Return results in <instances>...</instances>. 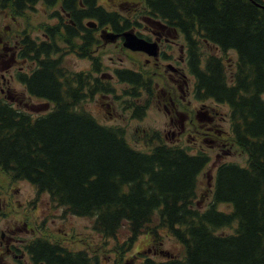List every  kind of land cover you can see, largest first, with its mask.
I'll list each match as a JSON object with an SVG mask.
<instances>
[{"label":"trees","instance_id":"obj_1","mask_svg":"<svg viewBox=\"0 0 264 264\" xmlns=\"http://www.w3.org/2000/svg\"><path fill=\"white\" fill-rule=\"evenodd\" d=\"M139 1L144 7L139 12L168 23L182 36L195 99L228 106L229 144L246 154V163H221L210 192L201 197L210 196L211 201L198 208L197 179L209 156L167 144L156 131L148 137L153 145L149 151L134 148L121 128L100 123L81 107L90 98L84 87L92 76L71 72L61 62L65 46L89 58L92 71L99 72L101 60L92 50L98 42L95 29L85 27L84 19L123 31L137 23V14L125 17L99 0H0V13L22 17L42 2L54 8L51 16L58 19L53 25H39L40 41L25 30L18 33V56L33 62L28 73L17 72L18 81L29 96L52 107L33 116L0 93V169L46 192L69 213L94 217V229L105 238L116 237L126 225L129 234L120 245L122 254L143 233L150 244H157L159 229L183 248L181 256L160 261L144 257L139 264H264V0ZM201 44L223 53L234 51V71L229 75L222 57L205 55ZM141 72L149 74L143 67ZM117 74L133 85L124 103L140 119L158 95L154 79L127 69ZM96 86V91H110L106 82ZM139 87H144L145 99L140 100ZM226 135L219 137L226 140ZM219 203L231 209L220 211ZM156 214L157 223L151 227ZM234 224L232 233H218ZM33 246V260L48 264L51 245L31 241L29 252ZM56 256L53 264H90L78 253Z\"/></svg>","mask_w":264,"mask_h":264},{"label":"rangeland","instance_id":"obj_2","mask_svg":"<svg viewBox=\"0 0 264 264\" xmlns=\"http://www.w3.org/2000/svg\"><path fill=\"white\" fill-rule=\"evenodd\" d=\"M99 3H101L106 9L120 12V14L125 17L133 18V15L137 14L136 18L137 22H139V25L134 24L131 31L134 33L140 32L146 35L148 34L146 32V26L149 24L146 21L147 18L146 15H144L145 12H139L141 9V3L139 0H99ZM55 9L60 8L57 6ZM53 10L54 8L47 7L42 2H39L34 5L33 8H28L22 17H14L12 15L9 16L6 11L1 12L0 38L4 40L8 39L7 36H11L12 38L10 39V43H4L7 46L12 47L18 40L16 39L18 38L17 34L25 30L31 34L33 38H36L37 41H40L43 34L39 25L43 22L53 25L56 22V17L51 16ZM84 21L89 20L88 18H85ZM99 35L95 34L98 42L93 45L92 50L94 56L100 57L101 71L111 74L114 67L135 69L137 68L135 66L137 62L140 64L139 67L145 66L151 68V66L144 65V63L146 58L151 59L150 63H153L154 60L152 56L150 57L144 53L133 52L130 49L123 47L120 40L113 38L105 39ZM181 41L182 39L180 42ZM60 45L62 46L61 43ZM62 49L68 50L65 48V46H63ZM200 50L205 55L214 54L222 57L225 64V69L229 75L234 71L236 63V55L234 51L229 50L223 53L217 47L210 44H201ZM10 52L11 51L9 49L8 53ZM178 56H180V50L179 44H176L174 47V57L178 59ZM61 62L64 68L71 72L86 71L89 73V71L92 70L90 59L87 57H80L76 53H65ZM157 63H159L160 72L155 74L153 79L154 82L157 83V90L156 87L155 90L156 94L158 95L153 96L152 102L147 107L144 115L140 119L132 117L133 108L124 111L121 105L118 104L114 110H110L107 107V102H111V106L113 107V94L109 92L104 93L110 94V96L107 98L100 97V95H98L94 98H89L87 101L81 104V107L90 113L100 123L121 126L125 130L124 136L127 142L134 148L143 151H149L153 146L147 141L148 137H150L153 131L160 133V135L163 137L166 131L169 130V127L168 125L166 126V124L168 121L167 108H170V106H167V108L164 107L166 102L162 100V97L160 96V89L170 90L176 97L180 98L181 96L184 98V102H186L190 96L192 97V95L187 94H184V97L183 93L180 92V81L178 80L180 77H182L183 71L187 73L184 65H182L184 68L181 70V73H175L171 69L169 70L166 68L167 64H169L166 60H157ZM27 68V62L25 63L24 61H18L10 68L8 72L0 70V75L3 73L5 79L8 81L4 87L0 77V85L2 84L3 88L6 89L2 96H13L18 99V101L13 103V105L18 106L20 110L26 111L33 116L41 115L49 111L52 107V104L39 98L28 96L22 83L14 79L13 76L10 77L11 74L13 75L15 69L26 71ZM187 76L190 77L188 73ZM187 81L189 85H191L193 82L191 78H188ZM181 87L183 88L184 84H182ZM262 97L264 98V94ZM143 98H146L145 94L141 96L140 100ZM203 104L206 105V107H204L205 109L201 108ZM203 104L201 102L191 101V115L194 116L195 109V111L201 110L206 114L209 113L213 115L214 128L216 129L217 133H219L220 130L226 132V140L221 139L215 131L205 138H212L216 142H208L205 140L197 141L195 143L194 140H187L184 136H182L181 140H177L171 136H167L166 138L163 137L166 143L179 144L187 150L192 151L194 149H199L204 151L209 156V162L207 166L198 175L197 179L198 197L196 202L200 200L198 203V208L200 209H204L210 201V196L203 199L201 197L206 191L210 192V189L213 186L214 174L217 165L222 162H235L240 165H244L246 163V154L240 151L235 145L231 146L229 144L231 134L230 123L228 121V106L226 104H217L210 99L205 100ZM200 119L195 118L194 123L200 125L199 121L203 122V120H205L204 118ZM206 125L207 124H204L202 127ZM188 147H190V149ZM216 154L221 155V159L216 158ZM0 193V205L2 211L4 210L3 196L13 200V202L10 204V207H12L13 203L15 204L16 211L12 213L10 217L7 216L2 221V226L5 228L7 234H11L16 239H23L27 242L35 236H42L45 233L54 232L59 228L62 229L59 236H63L64 233L67 232L68 234L65 236L66 242L67 244L74 246L75 249L84 248L87 249L91 254H93L94 250H96V252L100 251L99 259L101 264H139V261H142V258L144 257H149L156 261H160L165 258V256L162 254H153V252H149L147 250L150 243L146 233L140 234L134 244L122 254L120 252L121 250L119 249L120 245L124 242L129 234L126 225H122L121 228H119L116 237L104 238L103 236L101 237L98 233H96L95 230H93L94 228L92 227V224L94 217H79L66 214V220L61 223L58 221V219L62 214L63 208H57L52 205L53 202L46 192L38 193L36 188L30 185L27 181L12 180L7 173L5 174L1 171ZM34 198H36L35 204L33 201ZM34 205L36 207H34ZM217 208L220 211H229L231 209V205L227 203H219ZM53 219L55 220L54 222H52ZM155 223H157V214L154 216L153 222L150 223V226L152 227ZM234 226L235 224L230 227H223L218 230V233H232ZM12 229L16 230V233H10L8 231ZM27 229H30V231L27 232ZM155 239L157 243L160 242L158 245L161 249L166 250L176 256H181L183 254L182 246L172 236L168 235L164 229H159L158 236L155 237ZM112 246L113 253L110 250ZM19 260L24 262L26 261L24 257H17L15 259L11 255L5 253L1 259V264H20L18 262Z\"/></svg>","mask_w":264,"mask_h":264},{"label":"flooded vegetation","instance_id":"obj_3","mask_svg":"<svg viewBox=\"0 0 264 264\" xmlns=\"http://www.w3.org/2000/svg\"><path fill=\"white\" fill-rule=\"evenodd\" d=\"M141 6H142V9H144L143 5L140 4V7ZM146 18L145 19H146L147 23L149 24L146 26V32L148 34L146 35V34L140 33V32H137L135 34H137V35L139 34L145 40L155 43L156 47H157V56L152 57L154 60L153 63H150L151 59H149V58L145 59L144 65H149V66H151V68L145 67V66H141V67H143L146 71H148L149 74L152 76V78L154 77L155 74L160 72L159 63H157V60H166L169 63V64H167L166 68H168L169 70L171 69L175 73L176 72L181 73V70L184 68V66H185L186 71H187V68H188V66H187L188 47L186 46V43L184 42L182 36L177 32V30L174 27H172L168 23L161 21L155 17H151V16L146 17ZM55 20H56V22L58 21L57 18H55ZM135 25H139V22H137ZM93 29H95L94 34H98V35L100 34L99 36H102L105 39L113 38L116 40H120L121 44H122L123 39H124L123 38L124 33L126 31H131L133 29V25H131L128 29H125L123 31H117L113 27L111 28L109 24L103 25L100 27L97 25ZM33 39H35V38H33ZM181 39H182V41L180 42ZM4 42L10 43V39H4L3 40L2 38H0V70H3L4 72H8L10 70V68L15 63H17L18 61H24L25 63L26 62L28 63V68L26 71L21 70V69H15L13 75L12 74L10 75V77L13 76L14 79L18 80L17 72H27L28 73L33 68V62L31 60H28L27 58L21 59L18 56V52H19L18 40L14 43V46H12V47L7 46ZM176 44H179V50H180V56H178V59H176L174 57V47L176 46ZM9 49L11 51L10 53H8ZM63 52L67 53L68 50L64 49ZM133 52L144 53V54L148 55L147 53L141 52V51H133ZM71 53H75V52H71ZM139 65H140L139 62H137L135 65L137 68H135V69L134 68H121V67L117 68V67H114L112 69L111 74L107 73L105 71H101L102 70L101 68H100L101 70L99 72H93L91 70L88 73L85 71L84 75H87L88 77L92 76V79L90 80L91 83L89 84V82H88L87 87H84V88L89 89L88 91L90 94V96H89L90 98H94L98 95H100V97L107 98L110 96V94H104L105 92H99V90L96 91L97 90L96 84L98 82H101V81L108 83V88L110 90L109 93L113 94V102H112L113 107L111 106L112 105L111 102H107V107L110 110L111 109L114 110L116 105L119 104L124 109V111H127L130 108L128 107V104H124V101H125V99L127 100L130 97L128 94H125V92H131L133 89V85L128 83V82H125V81H120L119 76L117 74V71L122 70V69H127L130 71L139 72L145 78L151 77L149 74H143L141 72V67H139ZM182 65H184V66H182ZM80 72H82V71H80ZM0 77L2 79V84L5 87L6 84L8 83V81L5 79V76L3 73L0 75ZM188 78H191L193 80L191 85H189V83L187 81ZM178 81H180V83H179L180 92L183 93V96L185 97V95L187 94V95H192V97L190 96V98L186 102H184V98H182L181 96H180V98L176 97L174 95V93L171 92L170 90L160 89L162 100H164L166 102L164 107L167 108V106L168 107L170 106V108H167L168 121L166 124V126L168 125L169 130L166 131V133L163 135V137L166 138L167 136H171L172 138H176L177 140L178 139L181 140L182 136H184V137H186L187 140H194L195 143L197 141H205V140H207L208 142H216L212 138L211 139L205 138L208 135H211L212 133H214V131L217 133V131L213 125L214 116L209 114V113L206 114L205 112H202L201 110L195 111L196 109L194 110V116L191 115V112H192L191 106H190L191 101L201 102L202 104L204 102V101H199V100L195 99V97H194V93H193L194 78H193V76L190 75V77H188L187 73H185L183 71L182 77H180ZM2 84L0 85L1 96L6 91V89L3 88ZM182 84H184L183 88L181 87ZM153 85L156 87V90H157V83L153 82ZM143 88L144 87H139V89H138V91L142 92V95L145 94L144 93L145 90ZM91 91H93V93H90ZM2 97H4V96H2ZM145 97H147V96L145 95ZM4 98L9 103H11L13 107L18 108V106L13 105V103L15 101H18V99H16L13 96H9V95H6ZM152 98H151V102H152ZM176 98H177V100H176ZM204 107H206L205 104H203V106L201 108L205 109ZM132 117L138 118V117H134L133 114H132ZM195 118H197V119L198 118L199 119L204 118L205 120H203V122L199 121L200 125H198L197 123H194ZM204 124H207V125L202 127V125H204ZM113 126L121 128L123 130V133H124L125 130L121 126L115 125V124H113ZM224 133H225L224 131L220 130V132L217 133V135L222 137V135ZM158 134L160 135V133H158ZM160 137L163 139V137L161 135H160ZM167 144H169V143H167ZM170 145H179V144H170ZM188 148L190 149V147H188ZM188 152L192 153V154H196L197 152H201V150L194 149L193 151L188 150ZM202 152H204V151H202ZM220 157H221V155L216 154V158H220ZM0 171L6 174V172L3 171L2 169H0ZM10 178L12 180H18V179H13L11 176H10ZM18 181H20V180H18ZM38 193H41V192H38ZM0 195H1V193H0ZM3 201H4V204H3L4 210L3 211H2L1 205H0V264H1V259L5 253L11 255L15 259L17 257H24L26 259V261L24 262L22 260H19L18 262L20 264H44V262L36 263L33 260V254L37 252L36 247L35 246L32 247V252H29L28 247H27V243H29L31 241L40 240V239L48 242L51 245L50 248H52L51 254H50L51 261L48 264H53V262H56V260L59 259L56 255H59L61 258H64L67 254H72V253H78V256L81 259H85V258L89 259L88 262L90 264H101L100 259H99V257H100L99 252L100 251L96 252V250H94L93 254H91L87 249H84V248L75 249L74 246H71V245L67 244V242H66L65 236L68 234L67 232H65L63 236H59V234L62 231V229H59V228L54 232L45 233L42 236L38 235V237L35 236L34 238H31L27 242L23 239H16L11 234H7L5 228L2 226V221L7 216L10 217V215L16 211V207H15L14 203H13L12 207H10V204L13 202V200L10 198L8 199L6 196L5 197L3 196ZM33 201L35 204L36 198H34ZM52 202H53L52 205H54L55 207H57V208L62 207L63 208L62 214L59 216V219H58V221H60L61 223L66 220V217H67L66 214L73 215V214L69 213L68 210H66V207H64L63 205H59L56 202H54L53 200H52ZM34 207H36V206L34 205ZM74 216H76V215H74ZM54 221L55 220L53 219L52 222H54ZM92 227H93V224H92ZM93 230H95V229H93ZM8 231L10 233H16V230H13V229L8 230ZM28 231H30V229H27V232ZM96 233H98L102 237V235L98 231H96ZM71 237H73V236H71ZM110 238H113V237H110ZM151 242H153V239L151 240ZM158 244H160V243L150 244L151 246H149L147 248V250L149 252H153V254L154 253L161 254L162 249L159 247ZM54 249L56 250V252L52 251ZM110 250L113 253V246L111 247Z\"/></svg>","mask_w":264,"mask_h":264},{"label":"water","instance_id":"obj_4","mask_svg":"<svg viewBox=\"0 0 264 264\" xmlns=\"http://www.w3.org/2000/svg\"><path fill=\"white\" fill-rule=\"evenodd\" d=\"M262 7H264V6H262ZM87 25L88 26H95L96 24L93 21H88ZM123 46L127 47L131 50L144 51L151 56L157 55V47H156L155 43L149 42V41L145 40L144 38L137 36L133 32H125L124 33ZM165 254L167 256L169 255L168 253H165Z\"/></svg>","mask_w":264,"mask_h":264}]
</instances>
